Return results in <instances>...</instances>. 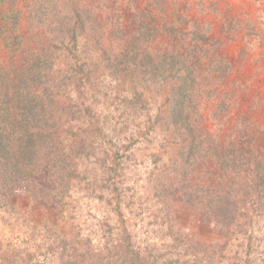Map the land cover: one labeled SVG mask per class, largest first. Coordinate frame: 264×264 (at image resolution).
Returning a JSON list of instances; mask_svg holds the SVG:
<instances>
[{
    "label": "rangeland",
    "instance_id": "374dc122",
    "mask_svg": "<svg viewBox=\"0 0 264 264\" xmlns=\"http://www.w3.org/2000/svg\"><path fill=\"white\" fill-rule=\"evenodd\" d=\"M112 1L113 22L141 24L154 55L178 50L215 78L177 107L145 58L114 69L90 51L96 64L79 71L68 54L58 77L71 102L59 114L63 169L49 163L1 190L0 264H69L88 253L121 264L118 245L128 243L144 264H264V191L241 196L244 167L192 144L205 126L204 146L232 134L264 157V0ZM229 176L238 208L224 205Z\"/></svg>",
    "mask_w": 264,
    "mask_h": 264
},
{
    "label": "trees",
    "instance_id": "16d2710c",
    "mask_svg": "<svg viewBox=\"0 0 264 264\" xmlns=\"http://www.w3.org/2000/svg\"><path fill=\"white\" fill-rule=\"evenodd\" d=\"M112 3V0H26L25 6L21 7L17 0H0V192L15 185L20 178L33 175L38 167L50 163L57 173L63 169L66 154L59 137L63 133L59 114L70 108L71 102L59 93L58 77L64 75L60 65L68 54H74L76 60L70 65L79 71L96 64L91 57L90 60L87 58L90 51L100 52L103 61H117L114 69L119 66L127 68L132 61L143 62L145 58L150 72L159 73L163 87L178 97L177 107L186 97L193 100L201 93L203 80L215 78L210 73L203 74L199 66H194L190 58L178 50L176 53L173 49L169 54L165 49L154 55L156 50L152 51L141 41V24L130 30L121 21L113 22L116 15L113 16ZM51 4L53 8L48 9ZM120 10L124 11L122 7ZM153 25L152 20L146 19L145 28L155 31ZM115 33L121 35L120 43H113ZM144 62L142 66H145ZM223 79L226 77L219 80ZM210 93L213 95L214 91ZM182 112L183 109H179V113ZM200 125L203 126L201 122L197 126ZM201 130L203 133L193 137L194 148L201 152L207 149L211 155L216 154V158L222 156L223 165H228V169L239 167L240 170L237 169L241 172L244 167L242 172L246 176L240 183L242 187L237 189L241 196L248 195L250 190L252 196L263 193L264 157L253 151L248 141L238 140L232 134L217 135L215 140L208 141L210 144L207 143L209 146L206 147L201 137L203 134L210 136L211 132L205 126ZM247 130L249 133V126ZM235 132L238 135L244 133L242 128ZM210 164L216 165V174L222 170L223 165L218 159ZM213 187L217 193L218 186L213 184ZM224 188L227 189L223 190L227 198L224 205L227 208L240 207L239 198L233 194L236 188L232 177L226 179ZM127 245H118L121 264L126 261L144 264L141 252L131 248L129 243ZM80 258L72 255L69 264L99 262L98 259L93 262L94 256L89 253L81 254Z\"/></svg>",
    "mask_w": 264,
    "mask_h": 264
}]
</instances>
